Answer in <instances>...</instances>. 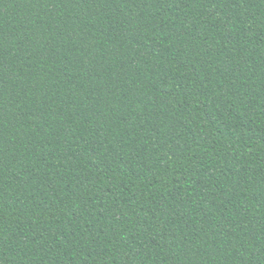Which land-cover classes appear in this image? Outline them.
<instances>
[{
    "label": "trees",
    "instance_id": "1",
    "mask_svg": "<svg viewBox=\"0 0 264 264\" xmlns=\"http://www.w3.org/2000/svg\"><path fill=\"white\" fill-rule=\"evenodd\" d=\"M0 264H264V0H0Z\"/></svg>",
    "mask_w": 264,
    "mask_h": 264
}]
</instances>
